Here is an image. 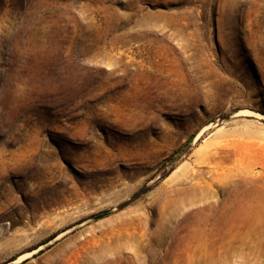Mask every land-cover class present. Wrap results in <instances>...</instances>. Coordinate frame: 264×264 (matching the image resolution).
Listing matches in <instances>:
<instances>
[{
    "label": "rangeland",
    "instance_id": "374dc122",
    "mask_svg": "<svg viewBox=\"0 0 264 264\" xmlns=\"http://www.w3.org/2000/svg\"><path fill=\"white\" fill-rule=\"evenodd\" d=\"M239 110L264 115V0H0V264L111 210L21 264H264Z\"/></svg>",
    "mask_w": 264,
    "mask_h": 264
},
{
    "label": "water",
    "instance_id": "95a60500",
    "mask_svg": "<svg viewBox=\"0 0 264 264\" xmlns=\"http://www.w3.org/2000/svg\"><path fill=\"white\" fill-rule=\"evenodd\" d=\"M239 111H241V110H239ZM239 111L234 112V113L232 114L231 117L238 116V115H236V114H237ZM249 112H252V111H249ZM252 113H256V112H252ZM256 114H260V113H256ZM260 115H261L263 118H262V119H258V120H262V121H264V115H262V114H260ZM249 117H254V116H253V115H250ZM254 118H255V117H254ZM256 119H257V118H256ZM214 125H215L214 122H210V123H208L207 125H205L204 127H202V128L198 131V133L196 134V136L202 131V129H205V130H204V132H205L206 130H208L210 127H212V126H214ZM196 136H195V138H196ZM195 138L193 139V141H195ZM193 141L190 142V144H192ZM180 155H181V154H180ZM180 155H179V156H180ZM179 156H178V157H179ZM178 157H177V158H178ZM177 158H176V159H177ZM176 159H175V160H176ZM175 160L166 166V170H167V172L170 171V169H171V167L173 166ZM158 179H159L158 177L155 178V179L151 182V184L154 183V182H156ZM114 211H115V210H111V211H107V212H103V213L97 214V215H95V216L89 217V218H87V219H85V220H82V221L79 222V223H76V224H74V225H72V226H69V227L65 228L64 230L60 231L59 233H57L56 235H54L53 237H51V238L48 239L47 241H45V242H43V243H40V244H38L36 247H34L33 249H31L30 251L25 252V253H28L29 255H28L24 260H22L21 262H16V259H17V257H18V256H17L16 258L11 259V260H9V261L3 263V264H21V263L25 262L26 260H29V259H31V258H34V257L37 256L40 252H43V251L46 250L47 248L53 246V245L56 244L59 240L63 239V238L66 237L67 235H69V234H71V233H73V232H75V231H77V230H79V229H81V228H83V227H85V226H87V225L93 223V222H96V221H98V220H100V219H102V218H104V217H106V216H108V215H110V214H111L112 212H114ZM25 253H23V254H25ZM21 255H22V254H21ZM19 256H20V255H19Z\"/></svg>",
    "mask_w": 264,
    "mask_h": 264
},
{
    "label": "bare ground",
    "instance_id": "6f19581e",
    "mask_svg": "<svg viewBox=\"0 0 264 264\" xmlns=\"http://www.w3.org/2000/svg\"><path fill=\"white\" fill-rule=\"evenodd\" d=\"M236 115L238 116H250L253 115L254 117L258 118V119H262L263 117L260 114H256V113H252L249 111H239ZM205 129H202V131L196 136L195 140L197 139V137L199 135H201L204 132ZM29 254L25 253L22 254L20 256L17 257L16 262H21L22 260H24Z\"/></svg>",
    "mask_w": 264,
    "mask_h": 264
},
{
    "label": "trees",
    "instance_id": "16d2710c",
    "mask_svg": "<svg viewBox=\"0 0 264 264\" xmlns=\"http://www.w3.org/2000/svg\"><path fill=\"white\" fill-rule=\"evenodd\" d=\"M189 143L190 142H188L182 149H179L177 152H175L173 155H172V157H171V159L169 160V162L168 163H171V162H173L183 151H184V149H185V147H187L188 145H189Z\"/></svg>",
    "mask_w": 264,
    "mask_h": 264
}]
</instances>
